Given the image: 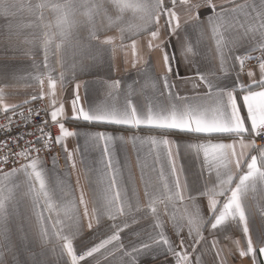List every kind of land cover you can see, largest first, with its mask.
<instances>
[{
  "label": "snow or ice",
  "instance_id": "6c2138e0",
  "mask_svg": "<svg viewBox=\"0 0 264 264\" xmlns=\"http://www.w3.org/2000/svg\"><path fill=\"white\" fill-rule=\"evenodd\" d=\"M0 43L38 88L0 86V264H264V0H0ZM117 51L140 79L85 107Z\"/></svg>",
  "mask_w": 264,
  "mask_h": 264
},
{
  "label": "crops",
  "instance_id": "0c3cea01",
  "mask_svg": "<svg viewBox=\"0 0 264 264\" xmlns=\"http://www.w3.org/2000/svg\"><path fill=\"white\" fill-rule=\"evenodd\" d=\"M109 34H115V33H109ZM172 49L169 48V51ZM124 57L123 53L117 51L115 60L113 61L114 67L109 68L107 64H104L100 66L97 70H94L91 73H85L79 75V83L81 84L79 89V94L81 97V103L87 107L90 103H97L103 99H105V93H106V83L110 82L113 79H120L125 84H131L133 81L140 79L138 75V68H133L131 66V63L125 64L123 62ZM129 60H131V57L129 56ZM156 56H153V63H155ZM255 62L251 61L249 62V66H252ZM8 64L10 66H19L21 71L17 73V75H23L24 70L28 68L27 65V59L25 57L19 56L18 54H14L11 51L8 53H4L2 50V43H0V65ZM174 68L177 67L175 62H173ZM156 72H160L159 65L156 66ZM179 71L182 75H191V73L187 72V70L183 67L181 64L179 66ZM4 84H7L8 86L5 88V91L8 93V100L9 102L18 103L21 102L23 99L27 98L30 93L38 91V88L33 85L32 87H25V81L22 80H14L9 79L7 81H0V86H4ZM183 87V85H181ZM190 87V85H189ZM75 88V82H69L66 85L64 98L68 101V110L70 112V101L72 98L73 90ZM46 102V101H45ZM83 128L84 126L81 125ZM89 130H96L89 128ZM111 130V129H109ZM176 139H182V137L177 136ZM81 146H83V140L81 139L79 141ZM77 145V140L75 138L70 139L69 141V148H75ZM91 156H99V150L95 149L92 150L90 153ZM116 155L120 159L121 163L124 162L125 157H127L129 160L132 161L133 168L137 177V183L139 184V168L135 166V160H136V151L133 149L131 144H128L127 146L123 145H117L116 146ZM181 163H184V158L182 156ZM49 166H51V160L49 158L48 160ZM59 167L62 171H67L68 167L65 164V161L63 159V156L61 155L59 159ZM73 181L75 180V175L72 176ZM250 206H252V210L255 213L256 209L254 207L255 202L253 200H249ZM257 223H259V217L257 216ZM222 246H227L226 241H222ZM209 260H211V256L208 257ZM246 264V262H245Z\"/></svg>",
  "mask_w": 264,
  "mask_h": 264
},
{
  "label": "built area",
  "instance_id": "2783aa9c",
  "mask_svg": "<svg viewBox=\"0 0 264 264\" xmlns=\"http://www.w3.org/2000/svg\"><path fill=\"white\" fill-rule=\"evenodd\" d=\"M0 122H2V121H0ZM56 131H57V130H56V128H55V127H53V128H52V132L55 134V133H56Z\"/></svg>",
  "mask_w": 264,
  "mask_h": 264
}]
</instances>
